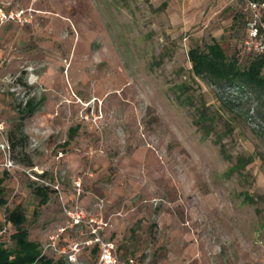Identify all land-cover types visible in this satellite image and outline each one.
Returning a JSON list of instances; mask_svg holds the SVG:
<instances>
[{"label": "rangeland", "instance_id": "374dc122", "mask_svg": "<svg viewBox=\"0 0 264 264\" xmlns=\"http://www.w3.org/2000/svg\"><path fill=\"white\" fill-rule=\"evenodd\" d=\"M247 3L0 0L27 20L0 23V147L12 135L25 169L12 175L0 156V219L21 206L30 240L82 243L79 264H101L102 243L116 264H264V121L188 58L216 39L245 63L233 24Z\"/></svg>", "mask_w": 264, "mask_h": 264}, {"label": "trees", "instance_id": "16d2710c", "mask_svg": "<svg viewBox=\"0 0 264 264\" xmlns=\"http://www.w3.org/2000/svg\"><path fill=\"white\" fill-rule=\"evenodd\" d=\"M250 2L262 3L264 0H248L245 14H238L234 17L233 26L243 20L245 36L247 38V23L250 18L248 4ZM246 61L243 63L238 55L228 56L221 44L213 39L212 43L193 47L188 52L189 62L193 74L215 84L220 89H231L241 94V99L256 105L257 115L264 121V56L248 53L243 48ZM21 120L32 117L37 111L34 102L27 101L25 106L18 107ZM77 129L69 131V142L74 140ZM264 134V131H263ZM9 143L13 151L16 149L12 135L9 136ZM68 144V143H67ZM27 166L32 163L23 161ZM5 176L0 175V211L6 207L7 199L4 190ZM35 196L40 198V204L48 202L47 187L36 186ZM7 223L11 227L8 239L6 236L0 239V264H69L65 257L49 256L42 252L41 245L29 238V232L25 227L27 223L26 213L21 206L10 210L5 215ZM1 222V219H0Z\"/></svg>", "mask_w": 264, "mask_h": 264}, {"label": "built area", "instance_id": "2783aa9c", "mask_svg": "<svg viewBox=\"0 0 264 264\" xmlns=\"http://www.w3.org/2000/svg\"><path fill=\"white\" fill-rule=\"evenodd\" d=\"M248 11L250 13V18L247 23V38L244 41L245 50L248 53L258 54L264 56V2L256 3L250 2L248 4ZM11 21H17L19 23H25L27 20L23 17V12L21 13H8L0 10V23L4 24ZM4 128L0 125V134L2 135ZM0 148L4 154H6V163L5 168L15 169L17 165L11 158L10 147L7 142L4 143ZM80 186V185H77ZM69 218L72 220L74 225H79L83 219L85 218L82 211L76 207L75 210L68 212ZM65 229H61L59 231V235L54 237V240H58L60 238V234L64 232ZM11 227L7 223V218L4 217L1 219L0 222V239L4 236H10ZM53 240V241H54ZM87 246H90V243H87ZM51 250L59 256H63L66 258L69 264H79L78 256L81 254L83 250V244L74 242L68 246V249L58 247V242L54 241L52 244L47 245L44 247V253ZM114 245L110 243H102L101 245V257L100 263L101 264H116V260L113 256Z\"/></svg>", "mask_w": 264, "mask_h": 264}, {"label": "crops", "instance_id": "0c3cea01", "mask_svg": "<svg viewBox=\"0 0 264 264\" xmlns=\"http://www.w3.org/2000/svg\"><path fill=\"white\" fill-rule=\"evenodd\" d=\"M73 141V140H72ZM68 143V144H67ZM71 141L69 142V135H68V141L65 143L66 146H69ZM3 155V151L0 149V156ZM24 167L22 165H17L15 169L8 170L9 173L12 175H19L24 171Z\"/></svg>", "mask_w": 264, "mask_h": 264}]
</instances>
